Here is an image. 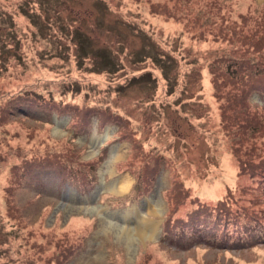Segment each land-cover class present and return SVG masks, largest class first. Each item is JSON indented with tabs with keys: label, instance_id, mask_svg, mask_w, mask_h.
Returning a JSON list of instances; mask_svg holds the SVG:
<instances>
[{
	"label": "rangeland",
	"instance_id": "374dc122",
	"mask_svg": "<svg viewBox=\"0 0 264 264\" xmlns=\"http://www.w3.org/2000/svg\"><path fill=\"white\" fill-rule=\"evenodd\" d=\"M96 258L264 264V0H0V264Z\"/></svg>",
	"mask_w": 264,
	"mask_h": 264
},
{
	"label": "bare ground",
	"instance_id": "6f19581e",
	"mask_svg": "<svg viewBox=\"0 0 264 264\" xmlns=\"http://www.w3.org/2000/svg\"><path fill=\"white\" fill-rule=\"evenodd\" d=\"M132 180L129 178H124L121 179L116 183L115 186L111 187L112 192L115 193H124L126 192L129 187L131 186ZM153 212V210H152ZM154 213V212H153ZM133 220V225L134 227H130V221L131 218L125 217L124 221L122 222L125 227H122L123 225L121 224H115V223H110L109 229H111L115 233V237L121 241L123 244H125V247L129 251L131 248V243H132V238L134 237H139V238H147V237H153L154 234L156 233V227L154 224L151 223L150 219L146 216H132ZM107 227V228H108ZM105 228V227H104ZM86 264H99L97 261V258L94 260H90L86 262Z\"/></svg>",
	"mask_w": 264,
	"mask_h": 264
}]
</instances>
